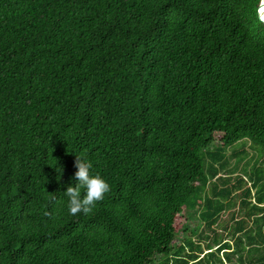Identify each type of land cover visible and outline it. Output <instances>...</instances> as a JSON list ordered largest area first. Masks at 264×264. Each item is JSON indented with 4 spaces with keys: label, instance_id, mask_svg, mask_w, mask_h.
Here are the masks:
<instances>
[{
    "label": "trees",
    "instance_id": "1",
    "mask_svg": "<svg viewBox=\"0 0 264 264\" xmlns=\"http://www.w3.org/2000/svg\"><path fill=\"white\" fill-rule=\"evenodd\" d=\"M260 3L0 0V264H264V171L219 176L264 154Z\"/></svg>",
    "mask_w": 264,
    "mask_h": 264
},
{
    "label": "clouds",
    "instance_id": "2",
    "mask_svg": "<svg viewBox=\"0 0 264 264\" xmlns=\"http://www.w3.org/2000/svg\"><path fill=\"white\" fill-rule=\"evenodd\" d=\"M260 21L264 23V15H260ZM74 167L77 169L73 177L76 183L74 186L69 185L64 192L68 198L69 214L73 216L80 213L91 214L97 203L102 201L105 194L111 190L110 185L100 175L91 174L93 165L86 156L76 155Z\"/></svg>",
    "mask_w": 264,
    "mask_h": 264
},
{
    "label": "rangeland",
    "instance_id": "3",
    "mask_svg": "<svg viewBox=\"0 0 264 264\" xmlns=\"http://www.w3.org/2000/svg\"><path fill=\"white\" fill-rule=\"evenodd\" d=\"M264 0H261L262 4ZM259 16L264 15V7L259 6L258 10ZM244 142H238L232 147L228 148L225 152L226 156V167L225 170L220 173L221 178L230 177L231 179L235 176H242L244 179H248V175H252L255 168L262 169L264 171V154L258 156L257 151L254 150L253 146L249 142L245 143L242 147L241 145ZM249 181V180H248ZM236 207L230 209L228 212H225L221 216V220L228 221L230 212L237 209L238 200L235 201ZM181 221H178V224H181ZM189 226L192 227L193 218L189 219Z\"/></svg>",
    "mask_w": 264,
    "mask_h": 264
},
{
    "label": "water",
    "instance_id": "4",
    "mask_svg": "<svg viewBox=\"0 0 264 264\" xmlns=\"http://www.w3.org/2000/svg\"><path fill=\"white\" fill-rule=\"evenodd\" d=\"M260 6L264 7V3L260 4Z\"/></svg>",
    "mask_w": 264,
    "mask_h": 264
}]
</instances>
